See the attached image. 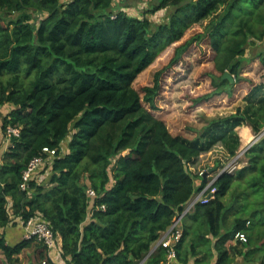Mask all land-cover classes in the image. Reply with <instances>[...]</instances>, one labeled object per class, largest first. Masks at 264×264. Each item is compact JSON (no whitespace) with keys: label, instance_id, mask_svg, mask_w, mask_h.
Returning <instances> with one entry per match:
<instances>
[{"label":"trees","instance_id":"1","mask_svg":"<svg viewBox=\"0 0 264 264\" xmlns=\"http://www.w3.org/2000/svg\"><path fill=\"white\" fill-rule=\"evenodd\" d=\"M146 1L138 17L116 0H0V122L21 127L14 146L0 147V227L13 216L42 214L61 238L66 264H161L166 250H153L154 243L209 175L237 154V128L264 130V81L243 106L208 119L192 136L172 132L154 113L163 70L142 91L134 86L163 50L209 19L204 33L220 74L210 73L213 89L196 101L232 94L253 59L248 48L264 40V0ZM162 9L167 20L149 17ZM191 42L176 46L169 65ZM257 57L264 66V46ZM226 71L235 83L223 78ZM218 145L227 159L196 170L200 156ZM45 146L58 151L48 179L38 181L43 166L22 189L23 171ZM245 154V165L218 176L215 197L185 217L177 264H236L239 256L240 264H264V134ZM36 247L39 264H58L43 241L8 243L0 234L6 264Z\"/></svg>","mask_w":264,"mask_h":264},{"label":"rangeland","instance_id":"2","mask_svg":"<svg viewBox=\"0 0 264 264\" xmlns=\"http://www.w3.org/2000/svg\"><path fill=\"white\" fill-rule=\"evenodd\" d=\"M142 8L145 11L148 6L146 5ZM168 12L169 10L162 9L155 14H150L149 17L155 22L165 21L168 19ZM208 22L209 19H206L193 24L180 40L163 50L134 82V86L139 91H142L144 86L152 84L156 73L163 70L161 92L156 98L158 108L154 113L165 119L169 129L174 133L181 132L192 136L196 133L195 130L200 129L208 119L234 112L238 106L244 105L243 97L250 91L252 86L264 81V66L259 57H257L258 48L264 46L263 40L262 42H257V45H251L248 48L246 56L253 59L247 62L243 68L242 80L236 83L234 81L235 86L232 94L223 93L208 101H196L197 97L213 89L210 73L220 74L214 65L215 50L209 35L204 33ZM199 34H203V36H199ZM189 39H192L191 45L181 59L169 65L170 60L174 56L176 46ZM11 109V106L2 107V112L8 113ZM243 126L237 128L238 132H242ZM245 126H248L254 132V140L256 141L252 140L246 145H243L241 141L242 146H240L237 154L247 151L253 142H257L263 135V133H255L251 125L246 124ZM0 147L4 151V143H1ZM245 153L238 168L247 163L248 158ZM220 158L227 159L225 150L218 145L212 151L202 154L195 168L199 170V168L213 165ZM46 178L48 179V177ZM234 242L238 243L237 241ZM238 244L241 246V243ZM41 259L43 258H40L39 249L36 247L35 249L24 250L20 254L18 264H33V261L39 262ZM240 263H243L241 256L237 257L236 264ZM0 264H6V257L3 253H0Z\"/></svg>","mask_w":264,"mask_h":264},{"label":"built area","instance_id":"3","mask_svg":"<svg viewBox=\"0 0 264 264\" xmlns=\"http://www.w3.org/2000/svg\"><path fill=\"white\" fill-rule=\"evenodd\" d=\"M20 133L21 127H15L12 124H7L4 126L3 123L0 122L1 143H4L3 152L14 146L12 139L13 137L20 136ZM244 152H246V150ZM244 152H239L234 157L229 159L216 174H210L206 186L200 191L196 192L191 197V199L187 201L183 210L175 216L170 227L162 232L158 242L159 246L166 250V259L161 264H177V245L183 236V221L185 217L194 211L198 203H209L215 197V193L217 192L215 182L218 176L223 172H235V170L238 169L241 164V159L244 156ZM57 154V149L51 148L49 146L43 147L42 152L39 155L33 157L29 161L27 168L23 171L21 188L27 189L29 180L37 171L41 170L43 166L46 167V170L43 174L38 175V181L42 182L45 180L50 174ZM203 173L206 174L208 172L202 171L201 174ZM87 193L92 198L97 196V192L95 189H93V187H89L87 189ZM102 208H105V206L103 205ZM13 218L14 219H12L8 226H13V222H17L18 225L23 228V238H37L38 240L43 241L49 249L50 258H52V260L55 262H59L61 259V247L57 242L56 235L50 225V222L42 214L38 213L31 216L27 220L15 216H13ZM4 228L5 227H0V234L3 232ZM236 237L242 241H247V235L245 232H238ZM47 263L48 261L46 258L41 262V264Z\"/></svg>","mask_w":264,"mask_h":264},{"label":"crops","instance_id":"4","mask_svg":"<svg viewBox=\"0 0 264 264\" xmlns=\"http://www.w3.org/2000/svg\"><path fill=\"white\" fill-rule=\"evenodd\" d=\"M116 2H117V4H119V6H122V8L125 11H127L130 15L138 16V17H142L144 15L143 14V12H144L143 9L144 8H142V7L145 4L148 5V3H145V2H147L146 0H116ZM244 127H242V132H239V133H240L241 141L243 142V145H246L248 142L250 143L252 140L254 141V135L255 134H254V132H252V130L248 126L244 125ZM246 134H247V136H246ZM3 232L6 233L7 242L8 243H13L18 238L22 237V234H23L24 231H23V228L20 225H16V226L5 227ZM158 241L159 240H157L154 243L153 250H155L157 247H159V242ZM57 242L60 245L61 244L60 243L61 242V238H57ZM214 262H215V259L210 264H214ZM62 263L66 264V262H65V260L63 258H61V260H59L58 264H62ZM188 264H194V259L191 258Z\"/></svg>","mask_w":264,"mask_h":264},{"label":"water","instance_id":"5","mask_svg":"<svg viewBox=\"0 0 264 264\" xmlns=\"http://www.w3.org/2000/svg\"><path fill=\"white\" fill-rule=\"evenodd\" d=\"M223 78L224 79H229L232 83L235 81L233 75L229 72V71H226L224 74H223ZM264 134V132H262ZM37 264H39L38 262H36ZM41 264V263H40Z\"/></svg>","mask_w":264,"mask_h":264},{"label":"bare ground","instance_id":"6","mask_svg":"<svg viewBox=\"0 0 264 264\" xmlns=\"http://www.w3.org/2000/svg\"><path fill=\"white\" fill-rule=\"evenodd\" d=\"M245 125H246V124H245ZM243 127H244V126H243ZM244 128H245V127H244ZM246 128H247V127H246ZM252 132H253V131H252ZM252 132H251V133H252ZM246 133H247V132H246ZM246 136H247V134H246ZM248 143H249V142H248Z\"/></svg>","mask_w":264,"mask_h":264}]
</instances>
